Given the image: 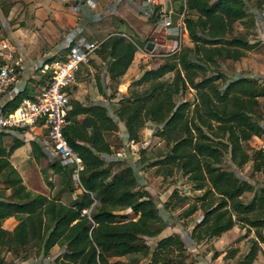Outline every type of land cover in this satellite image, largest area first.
<instances>
[{"label": "trees", "instance_id": "16d2710c", "mask_svg": "<svg viewBox=\"0 0 264 264\" xmlns=\"http://www.w3.org/2000/svg\"><path fill=\"white\" fill-rule=\"evenodd\" d=\"M247 1H256L264 8V0H187L185 24L191 47H183L179 54L147 71L137 84H144L145 89L124 96L115 113L101 105L84 106L72 100L65 135L84 166L79 201L65 204L27 190L11 162L14 152L25 143L15 140L8 150L1 134L0 179L11 195L5 198L0 194V248L7 246L15 259L21 251L34 246L45 256L57 246L64 250L63 257L48 264H140L141 258L149 259L145 264H187V245L180 235L162 238L154 249L146 242V238H157L163 232L154 227L161 221L155 199L139 189L133 166L105 159L115 155L107 134L117 130L118 122L124 124L129 141L135 143L150 122L158 127V136L170 148L161 161L151 166H158L166 177L173 176L175 170L182 172L197 190L208 187L201 207L192 205L184 214L189 218L203 211L191 240L200 244L237 225L255 229L256 238L251 240L249 252L236 263L254 264L261 252L260 244L264 243V187L245 203L242 197L253 192L254 187L242 182L235 172L220 167L230 152L237 168L253 162V171L264 174V151L251 155L246 148L253 138L264 136V125L254 120L264 99V83L254 78H229L220 69L221 62H238L257 49L247 38L235 35V25L249 17ZM137 53L135 39L113 33L95 54L106 63L111 81L119 84ZM170 74H174V79L165 81ZM97 86L103 93L100 75ZM188 89L196 91L195 103H177L175 98ZM38 95L24 89L2 108V114L9 115L25 100H37ZM29 145L36 162L51 159L41 141L34 140ZM49 168L60 176L66 190L73 189L71 168L63 167L59 161H50ZM210 194L212 198L205 202ZM186 200L179 197L165 207L170 210ZM126 210H131L136 220L124 221L116 214ZM12 218L18 224L10 232L4 222ZM236 252L231 251L230 258ZM111 258L134 259L112 262ZM0 264H6L1 255Z\"/></svg>", "mask_w": 264, "mask_h": 264}, {"label": "rangeland", "instance_id": "374dc122", "mask_svg": "<svg viewBox=\"0 0 264 264\" xmlns=\"http://www.w3.org/2000/svg\"><path fill=\"white\" fill-rule=\"evenodd\" d=\"M138 3L140 1L136 0ZM246 9L248 12V19L244 22H239L235 25V35L245 37L250 43L256 44L257 49L249 52L245 58L238 62L223 61L220 63V69L227 74L229 78L246 77L251 79H258L264 83V8L259 7L256 1L246 2ZM141 47L144 52H148L147 44H144L139 38ZM5 38L0 37V41ZM101 39H97L100 41ZM163 40L159 39V44ZM183 47L192 45L187 35L184 36L182 41ZM69 47L65 49L67 54ZM163 48L159 46L157 53L162 54ZM137 56V55H136ZM137 60V67L134 74L126 82H131L129 90L125 96H129L133 91L145 89V85H137L143 75L159 65L163 64L168 57L156 56L146 59L142 53H139ZM136 60V57H135ZM174 79V74H170L165 78V81L170 82ZM122 80H120V83ZM116 87V86H115ZM117 87L115 88V90ZM113 95V92H111ZM195 90L188 89L184 95H179L175 98L177 103L189 102L195 103ZM254 120L264 125V99H261V108L254 114ZM110 144L114 148L115 155L122 154L120 159L125 163L130 164L135 169L139 189L148 191L157 204L160 211L161 221L154 227L162 229V234L157 238H146V242L154 249L159 240L164 237L178 234L186 242L187 245V264H236L242 259L250 250L252 243L251 240L256 238L255 229H249L246 226L237 225L231 231L223 234L220 237L212 238L203 243L197 244L191 240V234L198 223L203 218V211L199 210L193 216L185 218V212L192 205H202V197L205 190H197L194 182L188 177L183 175L182 172L175 170L173 176H164L161 174L160 168L152 167L151 165L161 161L166 154L169 153L170 148L167 147L164 140L158 136V127L150 122L146 124L144 129L140 132V139L138 142H131L127 137V131L122 122H118L116 131L107 134ZM248 152L253 155L257 151H264V136L262 138H253L246 144ZM115 158V157H112ZM50 161H57L51 156ZM110 162V161H108ZM50 163V162H49ZM49 165V164H48ZM220 167L227 171H233L244 183H249L254 187V191L246 193L242 197L245 203H249L256 194L264 187V174L255 173L253 171V162L248 163L244 167L237 168L232 160L230 152L224 157ZM47 173L36 176L32 185H46L47 193L52 199H57L65 204H73L79 201L82 195V190L79 188V183L72 180L73 189L66 190L62 186L61 178L59 175L53 174L49 166ZM29 183V182H28ZM25 184V183H24ZM26 185V184H25ZM177 193V196H175ZM0 194L5 198L10 197L11 190L7 189L0 179ZM210 194L205 202L209 201L212 196ZM179 197L186 198V202L178 207L166 209V203H174ZM92 210L90 211V213ZM121 220L129 221L136 220L135 214L131 210L119 211L116 213ZM17 220H7L4 222V227L12 232L16 225ZM264 234V230L262 231ZM261 252L254 264H264V243L260 244ZM236 250V256L231 257V251ZM64 250L60 247H55L48 255H44L37 246L27 248L21 251L19 256L15 259L8 252V247L0 248V255L6 259V264H48L54 263L58 258L63 257ZM134 258H111V261L121 260L129 262ZM140 264L149 262V259L141 258Z\"/></svg>", "mask_w": 264, "mask_h": 264}, {"label": "crops", "instance_id": "0c3cea01", "mask_svg": "<svg viewBox=\"0 0 264 264\" xmlns=\"http://www.w3.org/2000/svg\"><path fill=\"white\" fill-rule=\"evenodd\" d=\"M133 0H0V37L11 44L12 63L21 66V81L11 88L0 101L2 108L24 89L40 93L49 82L44 74L45 66L65 56V49L72 42L85 36L93 41L101 39V43L113 33H121L131 37L141 46L151 42L157 49L162 37L154 32L149 10L141 2ZM80 5L81 10L75 11ZM128 73L121 78L119 84L111 81L106 74V63L96 54L92 63L84 65L77 76L76 83L69 89L72 100L84 106L101 105L115 113L119 101L125 96L131 78L137 67L139 53ZM102 77L103 93L97 86V77ZM105 81V82H104ZM117 89L115 90V88ZM113 92V95L112 93ZM2 137L5 147L10 150L15 140L25 144L18 148L12 158V164L20 172L27 190L33 194L47 193L46 185H32L36 176L47 173L49 159L36 162L31 156L29 143L34 140L43 143L47 138V130L43 127L25 132H5ZM122 154L105 156L110 162L119 161ZM115 157V158H112ZM121 161V160H120ZM29 182V183H28ZM46 195V194H44ZM9 220H15L14 218Z\"/></svg>", "mask_w": 264, "mask_h": 264}, {"label": "built area", "instance_id": "2783aa9c", "mask_svg": "<svg viewBox=\"0 0 264 264\" xmlns=\"http://www.w3.org/2000/svg\"><path fill=\"white\" fill-rule=\"evenodd\" d=\"M136 1V0H133ZM149 10L154 21V32L163 40L162 54L157 49L144 52L138 46V53L150 57H172L181 52L183 39L189 32L185 24L187 0H138ZM182 6V9H180ZM81 6L75 7L79 12ZM186 32V33H185ZM101 42L93 41L85 36L76 38L67 54L52 65L45 66L43 73L50 75L49 83L39 93L37 100H25L22 105L9 115L0 114V133L25 132L43 127L47 130V138L43 142L45 148L63 167L72 169V180L80 185V174L84 166L77 151L70 145L65 130L70 124L69 113L73 110L69 89L76 83L77 76L84 65L93 59ZM14 48L7 41H0V101L12 87L21 81V66L12 63ZM90 214V211H85Z\"/></svg>", "mask_w": 264, "mask_h": 264}, {"label": "water", "instance_id": "95a60500", "mask_svg": "<svg viewBox=\"0 0 264 264\" xmlns=\"http://www.w3.org/2000/svg\"><path fill=\"white\" fill-rule=\"evenodd\" d=\"M157 12V9L154 11L153 17H155V14ZM155 45L151 42H147V49L152 51L154 49Z\"/></svg>", "mask_w": 264, "mask_h": 264}, {"label": "bare ground", "instance_id": "6f19581e", "mask_svg": "<svg viewBox=\"0 0 264 264\" xmlns=\"http://www.w3.org/2000/svg\"><path fill=\"white\" fill-rule=\"evenodd\" d=\"M186 33V32H185Z\"/></svg>", "mask_w": 264, "mask_h": 264}]
</instances>
